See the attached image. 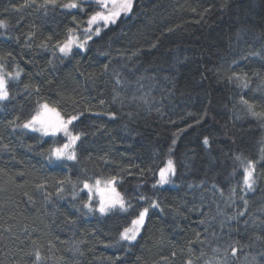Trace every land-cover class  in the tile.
I'll use <instances>...</instances> for the list:
<instances>
[{
	"label": "trees",
	"instance_id": "obj_1",
	"mask_svg": "<svg viewBox=\"0 0 264 264\" xmlns=\"http://www.w3.org/2000/svg\"><path fill=\"white\" fill-rule=\"evenodd\" d=\"M81 2L0 0V64L20 71L0 101V264H264V120L240 102L264 112V0H137L87 51L62 57L56 43L96 10ZM40 103L83 113L76 160L49 159L65 137L17 126ZM169 159L174 185L161 187ZM248 160L257 181L245 193ZM112 176L131 207L90 212L84 182ZM150 203L160 209L137 240L117 243Z\"/></svg>",
	"mask_w": 264,
	"mask_h": 264
},
{
	"label": "snow or ice",
	"instance_id": "obj_2",
	"mask_svg": "<svg viewBox=\"0 0 264 264\" xmlns=\"http://www.w3.org/2000/svg\"><path fill=\"white\" fill-rule=\"evenodd\" d=\"M88 2L94 3L96 10L88 15L86 25L83 28H80L79 25L69 27L65 38L58 41L55 45V50L62 54V57L70 56L74 48L81 51H87L89 42L93 40V37H99L103 29L116 25L121 17H131L134 13V8L137 7V0H88ZM35 3L36 0H25V4L21 7H28ZM39 7L45 9H55L59 7L65 10H84L81 0H42ZM7 26L6 21L0 20V28H7ZM254 54L258 55V53ZM105 68H107V65ZM19 76L20 71H16L15 73L6 71L4 65L0 64V101L9 100V79L15 80L18 79ZM233 77L242 87H248L249 81L247 73H234ZM240 102L247 106L248 111L253 117L264 120V112L255 111V104L243 98H241ZM100 103L103 104L104 101L101 100ZM82 114L83 113H78L76 115L69 114L65 117L61 115L55 107L50 106L48 103H40L34 111V114L31 115L25 123L17 126L29 129L33 132H39L45 136H57L62 133L63 136L67 138V142L62 143L58 147L52 148L50 150L49 159L54 157L56 160H76V145L77 142L81 140L82 134H74L70 130L69 126L79 120L80 115ZM96 115H100V113H96ZM105 115L115 117V113H105ZM9 123L15 124V121H10ZM173 143H175V141H173ZM203 143L204 145H208V138H205ZM237 159H240V157H237ZM261 160H264V150H262ZM257 163V161L248 160L243 165L242 186L245 193L254 190V185L257 181ZM175 175L176 166L173 160L169 159L166 167L159 170V179L156 184L161 186L169 184L171 183V177H174ZM117 181L118 177L112 176L103 181L96 179L94 184L91 185L84 182V188L87 189L88 192V201L85 204V207H87L90 212L98 211L101 215H108L110 212L117 209L127 212L131 207V204L126 201L124 196L117 190ZM153 187H156V185H153ZM232 194L235 195V189L232 190ZM93 195L98 197L96 207H93L92 204ZM140 199L143 200L146 198L141 196ZM247 203L248 201L244 200L245 206H247ZM149 208L160 209V204L150 203L148 207H144L142 211H139L136 218L131 220L130 226L125 227L119 233V240L117 243L127 242L130 245L137 240L141 229L144 227L145 219L149 213ZM237 215L242 216L244 213L240 212ZM233 219H235V217H233ZM201 223H203V221H201ZM257 238L259 239V237ZM236 251L237 249L233 247L232 254L235 255ZM35 259L37 262L41 260L38 252L35 254ZM188 264H192V262L188 261Z\"/></svg>",
	"mask_w": 264,
	"mask_h": 264
},
{
	"label": "rangeland",
	"instance_id": "obj_3",
	"mask_svg": "<svg viewBox=\"0 0 264 264\" xmlns=\"http://www.w3.org/2000/svg\"><path fill=\"white\" fill-rule=\"evenodd\" d=\"M83 2H88V0H83ZM73 10V9H72ZM122 18V17H121ZM94 38V37H93ZM75 49V48H74ZM73 49V50H74ZM79 50V49H78ZM81 51V50H80ZM84 52V51H83ZM70 127V130L74 133V131L72 130V125L71 126H69ZM24 129V128H23ZM25 130H29V129H25ZM31 131V130H30ZM36 133H38V134H40V135H42L41 133H39V132H36ZM74 134H76V133H74ZM43 137H56V136H51V135H47V136H45V135H42ZM57 136H63V134L61 133V134H58ZM64 137V136H63ZM65 142H67V138L65 137ZM78 143V142H77ZM77 146V145H76ZM52 160L54 161V162H71V161H73V160H56L54 157L52 158ZM166 167V166H165ZM159 179V178H158ZM171 185H174V183L172 182V177H171V183H169V184H165V185H159V186H161V187H166V186H171ZM249 192H251V191H249ZM143 229V228H142ZM142 229H141V231H142ZM141 233V232H140ZM139 237V236H138ZM137 237V238H138Z\"/></svg>",
	"mask_w": 264,
	"mask_h": 264
}]
</instances>
